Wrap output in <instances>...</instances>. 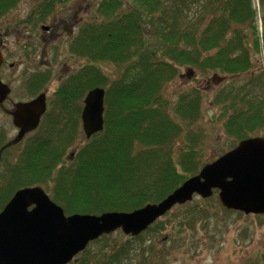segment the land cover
<instances>
[{
	"label": "trees",
	"instance_id": "trees-1",
	"mask_svg": "<svg viewBox=\"0 0 264 264\" xmlns=\"http://www.w3.org/2000/svg\"><path fill=\"white\" fill-rule=\"evenodd\" d=\"M95 1L93 17L69 45L71 53L90 64L73 75L72 86L65 83L57 90V103L45 115L42 138L27 142L21 160L8 166L22 168L26 177L0 197V212L18 189L47 181L54 183L49 195L70 216L131 213L162 202L205 164L202 137L185 145L179 156L173 148L183 140V123L200 118L205 96L197 87L180 93L173 105L165 97V85L180 69L196 78L210 73L225 78L252 74L254 60L264 57V17L260 33L253 0H92L91 4ZM6 2L0 3V12L8 9ZM59 2L44 0L39 7L43 12L37 15L35 10L33 18L44 20ZM195 7L200 8L198 13ZM104 62L121 69L117 80L103 74ZM252 82L264 87V74ZM95 87L107 90L104 129L87 139L67 165L63 153L77 140L83 99ZM243 96L239 99L228 91L216 97L230 109L229 124L238 130L232 148L264 128V102L248 101V93ZM203 205L187 203L179 209L186 206L191 219L207 222L211 211ZM162 219L139 236L104 235L93 242L103 244L97 253L90 252L95 245L91 243L71 264H129L132 254L140 258L139 264H168L170 251L152 242L166 228L167 220ZM255 256L254 264H264V250Z\"/></svg>",
	"mask_w": 264,
	"mask_h": 264
},
{
	"label": "rangeland",
	"instance_id": "rangeland-1",
	"mask_svg": "<svg viewBox=\"0 0 264 264\" xmlns=\"http://www.w3.org/2000/svg\"><path fill=\"white\" fill-rule=\"evenodd\" d=\"M6 1L7 0H0V3L4 4ZM57 1L60 2L55 4L53 10L44 18L43 23L49 25V27L52 26V24L60 28L63 27L66 38L69 37L71 32V35H73L81 31V27L87 24L93 17L97 4L95 1L92 5V0ZM43 2L44 0H18L14 5L11 4L12 6L6 2L5 6H9L8 9L0 13H10L9 16L13 19L18 16L19 22L29 21L34 17L35 10L37 15L43 12L39 9ZM89 4L90 8L88 7ZM253 9L257 10L256 25L257 29L261 31L260 27H262V18L264 17V6L262 8L261 0H253ZM194 11L198 13L200 8L195 7ZM39 21L42 22L41 18ZM42 30L43 29H40V33L37 34L33 41L39 43L40 50L36 49V56H34V53V55L26 59L27 65L25 64L26 67H23V70L26 71L24 73L25 76L30 78L34 72L46 69L44 63L50 62L54 64L51 70L52 75H48L50 77L49 83L51 84V88L59 90L65 83L72 86L73 82H71L70 79L78 72L79 68L90 64V60L85 57H80L77 54L73 56L71 51L69 53V42L66 41L64 34H62L64 36L61 35L59 37L58 32H56V35L51 36L45 33V29V32ZM42 36H47V39L45 38L46 40L43 39L46 42L43 47L41 42ZM73 38H75V35ZM55 45L60 46V48H58L60 56L56 62L53 61L54 53L52 52L54 51ZM260 59L261 58L258 56L257 59L254 60L256 61V67L252 69V74H237V76L234 77H226L224 81L213 82L215 75L213 73H210L207 78H196V75L193 77H185V69H180L179 75H177L173 81L165 85V97L170 100L173 105L177 103V97H179L178 95L180 93L187 92L197 87L201 89L202 95L205 96L202 103L203 110L201 115H199L200 118L194 123H190L188 120L187 122L189 125L183 123L185 127L182 135L183 140L179 139L173 146L176 156L180 155L185 145H189L192 143V140H196L197 137H202L199 139L200 142H203V147L201 148L203 164L209 163L211 160L219 158L222 154L231 150V141L233 139H238L237 134H235L238 130H235L236 128L231 127L229 124V119L231 117L230 109L217 103L216 97L222 95L223 92L227 94L228 91H232L239 99L241 96L244 98L243 95L248 93V101L257 104L264 102V97H262L264 94V87L259 83L258 86H254L256 82H252L253 80L255 81L260 73L264 74V59ZM13 60L18 65L24 62L22 58H13ZM38 64L42 65L38 67ZM100 68L103 70V74L108 76L111 81H115L120 77L121 69H119L115 63L104 62V64L100 65ZM122 71H124V69H122ZM102 89L105 90V88ZM14 97L15 95L13 94V98ZM239 103L241 106L242 101ZM262 112L264 114V108ZM1 125L2 124H0V126ZM226 126L228 127L227 129ZM45 127L46 124L44 125V123L41 127L39 126V128L36 129L35 136H42ZM257 133L258 134L255 136H264V128ZM86 140L81 122L77 140L63 153L65 154L63 159L66 161L67 165L72 161L73 155H71L70 152L75 151L85 143ZM185 141L188 144H184ZM23 146L25 148L26 143L25 145L23 144ZM76 152L74 153L77 154ZM15 162L16 161H7V164H5L7 169L0 179V197L8 195L11 186H17L19 182L26 177L22 168L17 167L11 169V167H8L10 164L15 165ZM116 168L120 171L123 167L119 164ZM115 171L118 172L116 169ZM34 176L35 178L37 177L36 175ZM53 184H48L47 181L38 185L42 186L49 195L51 187L54 186ZM10 198L12 199L13 195H11ZM9 201L7 203H9ZM192 203H204L206 206H203L209 208L211 211L210 220L207 222L201 221L200 219L193 220L189 216L190 210L188 207L184 206L179 209V206L181 207L183 205H177L170 213L165 215L163 219L161 218L162 220H167L164 232L160 236H154V238H152V242L160 249L170 251L169 253L171 256L167 259V261H169L168 264L255 263V254L257 251L264 250V215H246L238 211L228 210L221 206L218 196L216 195L208 199L195 195ZM58 206L60 207L61 205ZM228 211L232 213H228ZM179 228L181 231H178ZM113 237L127 238L129 236L118 230L114 232ZM102 246L103 244H95L91 247L90 252L97 253ZM139 259V257H134V254H132L131 258L128 259V263L139 264L140 262H137Z\"/></svg>",
	"mask_w": 264,
	"mask_h": 264
},
{
	"label": "water",
	"instance_id": "water-1",
	"mask_svg": "<svg viewBox=\"0 0 264 264\" xmlns=\"http://www.w3.org/2000/svg\"><path fill=\"white\" fill-rule=\"evenodd\" d=\"M105 95L106 90L95 88L84 99L81 118L87 138L104 129ZM45 98L41 95L18 104L14 125L20 132L14 144L39 126L46 111ZM215 190L221 206L246 215H264V137L242 140L205 164L162 203L132 213L68 217L42 187L18 190L0 213V264H68L104 234L120 229L128 236H139L173 207L192 202L194 195L211 198Z\"/></svg>",
	"mask_w": 264,
	"mask_h": 264
},
{
	"label": "flooded vegetation",
	"instance_id": "flooded-vegetation-1",
	"mask_svg": "<svg viewBox=\"0 0 264 264\" xmlns=\"http://www.w3.org/2000/svg\"><path fill=\"white\" fill-rule=\"evenodd\" d=\"M9 15L10 13H0V55H2L0 82L8 86L3 87L0 85V124H2L0 126V179L7 169V166H5L7 161L21 160L27 147L26 145L24 148L23 144L36 142V140L41 139L43 136H35V130V132L26 134L22 141L13 143L20 132V128L14 125V113L17 110V104L31 102L38 96L45 94L48 109L51 105L54 106L58 99V91L55 88H51V84L49 83L50 77L48 76L52 75L53 63H44L46 69L34 72L30 78H27L24 74L26 71L23 70V67H26L25 64L27 65L26 59L34 55L36 49L40 50L39 43L33 42L34 38L40 33V29H43V32L46 30L45 33L51 36L56 35V32H58L59 37L65 33L63 27L60 28L54 24L49 27V25L43 23V20L42 22L39 20L37 22L35 18H32L29 21L19 22L18 16L13 19ZM45 27L47 29L44 30ZM71 33L68 38L64 34L69 45L76 34L71 35ZM45 38L47 39V36L41 37L42 47L46 44ZM58 48L60 46L55 45L54 51H52L54 53V62L60 56ZM34 56H36V53ZM13 58H22L24 62L18 65ZM42 64H38L37 66L39 67ZM186 76L189 77L190 75L186 73ZM7 90H9V93H7ZM13 94L15 95L14 98ZM71 155H75V153H71Z\"/></svg>",
	"mask_w": 264,
	"mask_h": 264
}]
</instances>
